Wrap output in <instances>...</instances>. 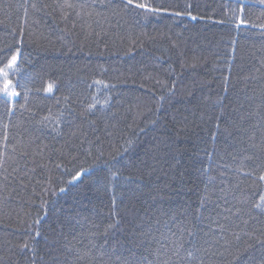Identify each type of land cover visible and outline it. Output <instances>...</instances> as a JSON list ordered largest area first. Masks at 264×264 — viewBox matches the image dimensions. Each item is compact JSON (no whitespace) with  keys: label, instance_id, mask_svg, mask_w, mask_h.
I'll use <instances>...</instances> for the list:
<instances>
[{"label":"trees","instance_id":"16d2710c","mask_svg":"<svg viewBox=\"0 0 264 264\" xmlns=\"http://www.w3.org/2000/svg\"><path fill=\"white\" fill-rule=\"evenodd\" d=\"M0 264H264V0H0Z\"/></svg>","mask_w":264,"mask_h":264}]
</instances>
